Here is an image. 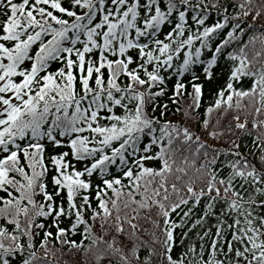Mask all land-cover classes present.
I'll return each instance as SVG.
<instances>
[{
	"label": "snow or ice",
	"instance_id": "snow-or-ice-1",
	"mask_svg": "<svg viewBox=\"0 0 264 264\" xmlns=\"http://www.w3.org/2000/svg\"><path fill=\"white\" fill-rule=\"evenodd\" d=\"M0 264H264V0H0Z\"/></svg>",
	"mask_w": 264,
	"mask_h": 264
}]
</instances>
